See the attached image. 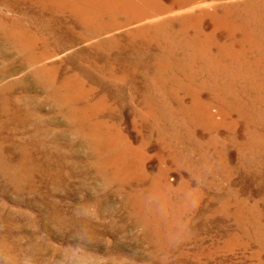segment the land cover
Returning a JSON list of instances; mask_svg holds the SVG:
<instances>
[{
    "label": "rangeland",
    "instance_id": "rangeland-1",
    "mask_svg": "<svg viewBox=\"0 0 264 264\" xmlns=\"http://www.w3.org/2000/svg\"><path fill=\"white\" fill-rule=\"evenodd\" d=\"M87 1L85 27L64 0H0V70L23 68L0 90V264H264V0ZM63 21L54 53L38 25Z\"/></svg>",
    "mask_w": 264,
    "mask_h": 264
},
{
    "label": "bare ground",
    "instance_id": "bare-ground-1",
    "mask_svg": "<svg viewBox=\"0 0 264 264\" xmlns=\"http://www.w3.org/2000/svg\"><path fill=\"white\" fill-rule=\"evenodd\" d=\"M2 1V0H1ZM67 4H66V8L68 9V8H70V11L76 16L75 18H76V20L78 21V23L79 24H81L82 26H85L86 27V25L88 24V26H90L89 25V21H91L94 17L93 16H97V15H100V13H98L93 7H91V9H84V8H87V6H84V5H82L81 3H79L78 1H80V0H64ZM84 1V0H83ZM87 1V0H86ZM204 1V0H203ZM32 2V1H31ZM102 2L103 3H106V2H104L103 0H102ZM192 2V1H191ZM211 2V1H210ZM11 3V2H10ZM41 3V2H40ZM87 3H88V1H87ZM140 3V2H139ZM144 3V2H143ZM186 3H188V2H186ZM244 3V2H243ZM38 4V3H37ZM64 5V4H63ZM107 5H109V6H112L113 4L112 3H109V4H107ZM127 5V4H126ZM130 5V4H129ZM154 5V4H153ZM68 6H70V7H68ZM140 6V5H139ZM174 6V5H173ZM20 7V6H19ZM51 7V6H50ZM54 7V6H53ZM160 7V6H159ZM44 8V7H43ZM46 8V7H45ZM55 8V7H54ZM126 8H127V6H126ZM233 8V7H232ZM240 8V7H239ZM251 8V7H250ZM129 9V8H128ZM181 9V8H180ZM227 9V8H226ZM27 10V9H26ZM37 11V10H36ZM101 11V10H100ZM113 11V10H112ZM132 11V10H131ZM169 11V10H168ZM23 12V11H22ZM40 12V11H39ZM69 12V11H68ZM67 12V13H68ZM143 12H144V10H143ZM164 12V11H163ZM177 12V11H176ZM227 12V11H226ZM234 12V11H233ZM130 13V12H129ZM170 13V12H169ZM199 13V12H198ZM215 13V12H214ZM238 13V12H237ZM13 14V13H12ZM69 14V13H68ZM138 14V13H137ZM17 15H19V14H17ZM58 15V14H57ZM200 15V14H199ZM202 15V14H201ZM226 15V14H225ZM224 15V16H225ZM72 16V15H71ZM157 16V15H156ZM2 17V16H1ZM82 17V18H81ZM108 17V16H107ZM160 17V16H159ZM11 18H13V17H11ZM100 18V17H99ZM134 18V17H133ZM204 18V17H203ZM213 18V17H212ZM228 18V17H227ZM238 18V17H237ZM166 19V18H165ZM232 19V18H231ZM174 20H175V18H174ZM202 20V19H201ZM7 21V20H6ZM9 21V20H8ZM13 21V20H12ZM159 21V20H158ZM176 21V20H175ZM16 22H18V24L16 23ZM177 22V21H176ZM21 23V20H19V19H16L15 21H13V22H10L9 24L10 25H13L14 26V31H16V32H19V35L18 36H20V37H22V32H24V30H28V29H30V25H28V26H25L24 24H20ZM60 23V22H59ZM98 23V22H97ZM136 23V22H135ZM184 23V22H183ZM238 23V22H237ZM8 24V25H9ZM93 24V23H92ZM91 24V25H92ZM161 24V23H160ZM175 24V23H174ZM217 24V23H216ZM244 24V23H243ZM252 24V23H251ZM6 25H7V23H6ZM47 25H48V23H47ZM131 25V24H130ZM150 25V24H149ZM184 25V24H183ZM228 25V24H227ZM182 26V25H181ZM194 26V25H193ZM202 26V25H201ZM205 26V25H204ZM213 26V25H212ZM38 27L39 28H42V29H48V30H50V32H52V34H54L55 36H56V40L57 41H61L60 42V48H57V47H54L53 48V50L55 51L54 53H56V51L58 50V49H61V48H64V47H66L67 45H72V43H74V40H72V39H68V36H69V33L70 32H72V31H74L75 30V24L73 23V24H71V22L69 23V22H67L66 23V21H63L60 25H54L53 23H50V26H45L44 28L43 27H41V26H39L38 25ZM93 27V26H92ZM98 27V26H97ZM189 27V26H188ZM6 28V27H5ZM161 28V27H160ZM11 29V28H10ZM9 29V30H10ZM83 29V28H82ZM98 29V28H97ZM116 29V28H115ZM183 29V28H182ZM194 29V28H193ZM1 30V29H0ZM14 31H13V33H14ZM105 31H107V30H102V32H100V33H97V35H99V34H101V33H103V32H105ZM174 31V30H173ZM193 31V30H192ZM209 31V30H208ZM229 31V30H228ZM28 32V31H27ZM95 32V31H94ZM153 32V31H152ZM160 32V31H159ZM180 32V31H179ZM189 32V31H188ZM198 32V31H197ZM5 33H6V31H5ZM11 33V32H10ZM65 33H66V37H65ZM110 33V32H109ZM25 34V33H24ZM59 34H61V35H59ZM189 34V33H188ZM3 35V34H2ZM185 35V34H184ZM8 36V35H7ZM10 36V35H9ZM18 36H16V37H18ZM26 36V35H25ZM106 36V35H105ZM181 36V35H180ZM248 36H250V35H248ZM261 36V35H260ZM87 37V36H86ZM101 37V36H100ZM2 38H4L3 36H2ZM8 38V37H7ZM28 38V37H27ZM111 38V37H110ZM120 38V37H119ZM192 38V37H191ZM20 39V38H19ZM19 39H17V40H19ZM50 39H52L51 37H42V36H40V35H37V34H34V32L32 33V35H31V39L29 40V44H31V45H33V46H35L36 47V45L37 44H39V43H41V44H43V43H50ZM177 39V38H176ZM201 39V38H200ZM232 39H234V38H232ZM14 40V39H13ZM22 40V39H21ZM85 40V39H84ZM227 40V39H226ZM252 40V39H251ZM20 41V40H19ZM18 41V42H19ZM77 41V40H76ZM190 41V40H189ZM192 41V40H191ZM7 42V41H6ZM23 42V41H22ZM64 42V43H63ZM101 42V41H100ZM197 42H199L198 40H197ZM229 42V41H228ZM17 43V42H16ZM107 43V42H106ZM121 43V42H120ZM145 43V42H144ZM8 44V43H7ZM40 44V45H41ZM191 44H193V43H191ZM190 44V45H191ZM21 45H23V44H21ZM57 45V44H56ZM97 45H99V44H97ZM113 45V44H112ZM27 46V45H26ZM99 46H101V45H99ZM106 46V45H105ZM115 46V45H114ZM187 46V45H186ZM198 46V45H197ZM30 47V46H29ZM34 47V48H35ZM103 47V46H102ZM158 47V46H157ZM230 47V46H229ZM21 49H22V47H20ZM97 48H99V47H97ZM120 48V47H119ZM151 48V47H150ZM25 49V48H24ZM30 49V48H29ZM46 49V48H45ZM89 49V48H88ZM160 49V48H159ZM158 49V50H159ZM229 49V48H228ZM15 50H17V49H15ZM48 50V49H47ZM94 50V49H93ZM101 50V49H100ZM154 50V49H153ZM156 50V49H155ZM8 51V50H7ZM12 51V50H11ZM21 51V50H20ZM35 51V50H34ZM49 51V50H48ZM198 51V50H197ZM217 51V50H216ZM215 51V52H216ZM224 51H226V50H224ZM106 52V51H105ZM161 52V51H160ZM159 51H158V54L160 53ZM26 53V52H25ZM29 53V52H28ZM46 53V52H45ZM182 53H183V51H182ZM10 54V53H9ZM14 54V53H13ZM20 54V53H19ZM157 54V53H156ZM155 54V55H156ZM189 54V53H188ZM215 54V53H214ZM29 55V54H28ZM31 55V54H30ZM37 55V54H36ZM106 55V54H105ZM41 56V55H40ZM116 56V55H115ZM160 56V55H159ZM4 57V56H3ZM27 57V56H26ZM44 57V56H43ZM42 56L40 57V58H35V60L34 61H32V62H30L29 64H28V68H33V70H34V72L35 73H38V72H41V70L43 69V68H46V64H44L43 63V61H44V58H43ZM62 57V56H61ZM89 57V56H88ZM109 57V56H108ZM178 57V56H177ZM194 57V56H193ZM21 58V57H20ZM93 58V57H92ZM199 58V57H198ZM90 59V58H89ZM155 59V58H154ZM153 59V60H154ZM218 59V58H217ZM152 60V59H151ZM28 61V60H27ZM87 61V60H86ZM113 61V60H112ZM112 61H110L111 62V64H112V66H110L109 67V74H111V75H114V76H116V74H114V72H115V63H112ZM173 61V60H172ZM88 62V65L90 66V68H94V66H93V63H91L90 61H87ZM98 62V61H97ZM96 62V64H97V66L99 67V69H101V70H104L105 69V65H99L98 63ZM126 62V61H125ZM154 62V61H153ZM82 63V62H81ZM213 63V62H212ZM104 64V63H103ZM159 64V63H158ZM232 64V63H231ZM61 65V64H60ZM176 65V64H175ZM185 65V64H184ZM51 66V65H50ZM194 66V65H193ZM1 67V66H0ZM56 67V66H55ZM117 67V66H116ZM167 67V66H166ZM71 68V67H70ZM134 68V67H133ZM183 68V67H182ZM197 68V67H196ZM211 68V67H210ZM23 70V68H22V64H20V63H11L10 65H8V66H4L3 65V69L2 70H0V90H2V92H5L6 90H10V89H12V87L14 88V85H15V83L14 82H11V83H4V80L8 77V76H16V74H19L21 71ZM163 70V69H162ZM186 70V69H185ZM195 70V69H194ZM47 71V70H46ZM51 72V71H50ZM104 72V71H103ZM187 72V71H186ZM195 72V71H194ZM98 73V72H97ZM61 74V73H60ZM128 74V73H127ZM126 74V75H127ZM149 74V73H148ZM71 74H69L68 76H70ZM91 75V74H90ZM101 75V74H100ZM129 75V74H128ZM127 75V76H128ZM178 75V74H177ZM42 76V75H41ZM48 76V75H47ZM78 76V75H77ZM76 76V77H77ZM86 76V75H85ZM155 76V75H154ZM161 76V75H160ZM165 76V75H164ZM167 76V75H166ZM217 76V75H216ZM52 77V76H51ZM177 77V76H176ZM189 77V76H188ZM194 77V76H193ZM192 77V78H193ZM197 77V76H196ZM220 77V76H219ZM53 78V77H52ZM81 78V77H80ZM111 78V77H110ZM128 78V77H127ZM205 78V77H204ZM46 79H47V77H46ZM56 79V78H55ZM121 79V78H120ZM159 79H160V77H159ZM158 79V80H159ZM10 80V79H9ZM16 80V79H15ZM69 80V79H68ZM88 80V79H87ZM148 80V79H147ZM146 80V81H147ZM165 80V79H164ZM216 80V79H215ZM241 80V79H240ZM54 81V80H53ZM70 81V80H69ZM175 81V80H174ZM219 81V80H218ZM41 82V81H40ZM125 82V81H124ZM81 83V82H80ZM90 83V82H89ZM119 83V82H118ZM127 83V82H126ZM147 83V82H146ZM21 84V83H20ZM19 84V85H20ZM64 84V83H63ZM84 84V83H83ZM131 84V83H130ZM184 84V83H183ZM17 85V84H16ZM191 85V84H190ZM193 85V84H192ZM199 85V84H198ZM232 85V84H231ZM56 86V85H55ZM106 86V85H105ZM159 86V85H158ZM200 86H203V85H200ZM217 86V85H216ZM75 87V86H74ZM50 88V87H49ZM65 88V87H64ZM186 88V87H185ZM38 89V88H37ZM59 89V88H58ZM69 89V88H68ZM75 89V88H74ZM77 89V88H76ZM141 89V88H140ZM147 89V88H146ZM156 89V88H155ZM188 89V88H187ZM197 89V88H196ZM83 90V89H82ZM94 90H95V87H93V85H92V87H90V88H88V89H85L84 88V91H85V95L87 96V95H89V94H92V93H94ZM157 90V89H156ZM184 90V89H183ZM190 90V89H189ZM213 90V89H212ZM42 91V90H41ZM103 91V90H102ZM147 91V90H146ZM162 91V90H161ZM173 91V90H172ZM198 91V90H197ZM11 92V91H10ZM29 92V91H28ZM57 92H58V90H54L53 89V93H54V95L55 94H57ZM144 92V91H143ZM13 93V92H12ZM46 93V92H45ZM52 93V94H53ZM115 93V92H114ZM189 93V92H188ZM197 93V92H196ZM199 93V92H198ZM206 93V92H205ZM212 93V92H211ZM217 93V92H216ZM249 93V92H248ZM190 94V93H189ZM214 94V93H213ZM254 94V93H253ZM6 95V94H5ZM4 95V96H5ZM43 95V94H42ZM64 95H66V94H64ZM69 95V94H68ZM137 95V94H136ZM151 95V94H150ZM52 96V95H51ZM72 96V95H71ZM161 96V95H160ZM208 96V95H207ZM210 96H211V94H210ZM8 97V96H7ZM12 97V96H11ZM75 97V96H74ZM155 97V96H154ZM247 97V96H246ZM251 97V96H250ZM48 98V97H47ZM51 98V97H50ZM147 98V97H146ZM153 98V97H152ZM168 98V97H167ZM183 98V97H182ZM191 98V97H190ZM193 98V97H192ZM4 99V98H3ZM7 99V98H6ZM53 99V98H52ZM72 99V98H71ZM201 99V98H200ZM78 100V99H77ZM91 100V99H90ZM131 100V99H130ZM140 100V99H139ZM144 100V99H143ZM188 100V99H187ZM204 100V99H203ZM13 101V100H12ZM116 101V100H115ZM173 101V100H172ZM233 101V100H232ZM87 102V101H86ZM133 102H134V100H133ZM237 102V101H236ZM241 102V101H240ZM247 102V101H246ZM11 103V102H10ZM9 103V104H10ZM179 103V102H178ZM193 103V102H192ZM226 103V102H225ZM102 104V103H101ZM150 104V103H149ZM72 105V104H71ZM98 105H99V103H98ZM108 105V104H107ZM158 105H160V104H158ZM209 105V104H208ZM223 105V104H222ZM9 106V105H8ZM139 106V105H138ZM226 106V105H225ZM39 107V106H38ZM149 107V106H148ZM252 107H253V105H252ZM260 107V106H259ZM8 108V107H7ZM143 108V107H142ZM191 108V107H190ZM243 109V108H242ZM115 110V109H114ZM113 110V111H114ZM139 110V109H138ZM249 110V109H248ZM3 111H4V109H3ZM3 111H2V113H3ZM6 111V110H5ZM11 111V110H10ZM106 111H108V110H106ZM198 111V110H197ZM252 111V110H251ZM82 112V111H81ZM88 112V111H87ZM255 112V111H254ZM14 113V112H13ZM22 113V112H21ZM80 113V112H79ZM93 113V112H92ZM100 113V112H99ZM227 113V112H226ZM246 113V112H245ZM4 114V113H3ZM9 114V113H8ZM15 114H17V113H15ZM83 114V113H82ZM136 114V113H135ZM154 114V113H153ZM228 114V113H227ZM2 115V114H1ZM91 115V114H90ZM179 115H180V113H179ZM13 116H15L16 117V115H13ZM81 116V115H80ZM174 116V115H173ZM8 117H10V116H8ZM77 117V116H76ZM142 117V116H141ZM147 117H148V115H147ZM172 117V116H171ZM255 117V116H254ZM13 118V117H12ZM22 119V118H21ZM103 119V118H102ZM77 120V119H76ZM119 120V119H118ZM133 120V119H132ZM132 120H131V122H132ZM147 120V119H146ZM98 121V120H97ZM165 121V120H164ZM183 121V120H182ZM258 121H260V120H258ZM72 122V121H71ZM107 122V121H106ZM1 123V122H0ZM10 123V122H9ZM89 123V122H88ZM152 123V122H151ZM163 123V122H162ZM8 124V123H7ZM74 124V123H73ZM80 124V123H79ZM138 124V123H137ZM141 124H143V123H141ZM164 124V123H163ZM243 124V123H242ZM78 125V124H77ZM13 126V125H12ZM18 126V125H17ZM122 126V125H121ZM164 126V125H163ZM80 127V126H79ZM85 127V126H84ZM135 127V126H134ZM214 127V126H213ZM92 128V127H91ZM121 128V127H120ZM162 128V127H161ZM165 128V127H164ZM169 128V127H168ZM172 128V127H171ZM137 129V128H136ZM152 129V128H151ZM244 129H245V127H244ZM98 130V129H97ZM104 130V129H103ZM264 130V129H263ZM5 131V128H4V125L3 124H0V140L1 141H3V140H8V139H12L13 137H12V135H10V134H8V135H6V134H3V132ZM165 131V130H164ZM182 131V130H181ZM198 131V130H197ZM91 132V131H90ZM228 132H229V130H228ZM245 132V131H244ZM260 132V131H259ZM57 133V132H56ZM149 133H151L150 131H149ZM171 133V132H170ZM221 133V132H220ZM233 133V132H232ZM261 133V132H260ZM49 134V133H48ZM82 134V133H81ZM92 134V133H91ZM143 134V133H142ZM223 134V133H222ZM250 134V133H249ZM103 135V134H102ZM105 135V134H104ZM131 135V134H130ZM149 135V134H148ZM204 135V134H203ZM202 135V136H203ZM208 135V134H207ZM113 136V135H112ZM121 136V135H120ZM16 137V136H15ZM110 137V136H109ZM134 137V136H133ZM142 137V136H141ZM208 137V136H207ZM240 137V136H239ZM87 138V137H86ZM104 138V137H103ZM194 138V137H193ZM136 139V138H135ZM202 139V138H201ZM174 140V139H173ZM243 140V139H242ZM30 141V140H29ZM90 141V140H89ZM134 141V140H133ZM151 141V140H150ZM237 141H238V139H237ZM159 142V141H158ZM233 142V141H232ZM241 142V141H240ZM4 143V142H3ZM122 143V142H121ZM137 143V142H136ZM203 143V142H202ZM18 144V143H17ZM25 144V143H24ZM31 144V143H30ZM57 144V143H56ZM97 144V143H96ZM141 144V143H140ZM4 145V144H3ZM6 145H8V144H6ZM169 145V144H168ZM59 146V145H58ZM89 146V145H88ZM159 146H161V145H159ZM215 146V145H214ZM31 147V146H30ZM44 147V146H43ZM121 147V146H120ZM132 147L134 148V145H133V143H131L130 142V149L132 150ZM138 147V146H137ZM136 146H135V148H137ZM158 147V146H157ZM217 147V146H216ZM263 147V146H262ZM4 148V147H3ZM2 148V149H3ZM46 148H48V147H46ZM194 148H195V146H194ZM27 149V148H26ZM97 149V148H96ZM109 149V148H108ZM113 149V148H112ZM111 149V150H112ZM154 149V148H153ZM219 149V148H218ZM4 150V149H3ZM69 150V149H68ZM143 150V149H142ZM196 150V149H195ZM18 151V150H17ZM33 151V150H32ZM53 151V150H52ZM92 151V150H91ZM97 151V150H96ZM128 151V150H127ZM159 151V150H158ZM259 151V150H258ZM126 152V151H125ZM153 152V151H152ZM151 152V153H152ZM241 152V151H240ZM6 153V152H5ZM18 153V152H17ZM25 153V152H24ZM30 153V152H29ZM78 153V152H77ZM97 153V152H96ZM104 153V152H103ZM122 153V152H121ZM186 153V152H185ZM231 153V152H230ZM125 154H127V153H125ZM133 154V153H132ZM143 154V153H142ZM5 155V154H4ZM19 155V154H18ZM28 155V154H27ZM26 155V156H27ZM41 155V154H40ZM79 155V154H78ZM122 155V154H121ZM243 155V154H242ZM250 155V154H249ZM248 155V156H249ZM21 156V155H20ZM37 156V155H36ZM59 156V155H58ZM196 156V155H195ZM1 158H2V156H0ZM12 157V156H11ZM46 157V156H45ZM91 157H93V154H92V156ZM134 157V156H133ZM215 157V156H214ZM264 157V156H263ZM40 158V157H39ZM94 158V157H93ZM137 158V157H136ZM194 158V157H193ZM216 158V157H215ZM230 158V157H229ZM37 159H38V157H37ZM36 159V160H37ZM98 159V158H97ZM118 159V158H117ZM250 159V158H249ZM46 160V159H45ZM114 160H116V159H114ZM161 160V159H160ZM164 160V159H163ZM22 161V160H21ZM31 161V160H30ZM57 161V160H56ZM147 161V160H146ZM175 161V160H174ZM226 161V160H225ZM249 161V160H248ZM256 161V160H255ZM12 163H13V161H11ZM110 162V161H109ZM149 162V161H148ZM3 163H4V161H3ZM40 163V162H39ZM57 163V162H56ZM58 163H59V161H58ZM88 163V162H87ZM96 163V162H95ZM102 163V162H101ZM108 163V162H107ZM176 163V162H175ZM242 163V162H241ZM248 163V162H247ZM246 163V164H247ZM90 164V163H89ZM88 164V165H89ZM111 164V163H110ZM128 164V163H127ZM192 165H193V163H191ZM233 164H235V163H233ZM13 165V164H12ZM20 165V164H19ZM30 165V164H29ZM69 165V164H68ZM124 165V164H123ZM148 165V164H147ZM167 165V164H166ZM43 166V165H42ZM113 166V165H112ZM130 166V165H129ZM159 166V165H158ZM175 166V165H174ZM191 166V165H190ZM216 166V165H215ZM238 166V165H237ZM64 167V166H63ZM83 167V166H82ZM120 167V166H119ZM160 167V166H159ZM163 167V166H162ZM161 167V168H162ZM210 167V166H209ZM260 167V166H259ZM263 167V166H262ZM14 168V167H13ZM107 168V167H106ZM203 168V167H202ZM238 168V167H237ZM17 169V168H16ZM20 169V168H19ZM33 169V168H32ZM60 169H61V167H60ZM113 169H114V167H113ZM141 169V168H140ZM144 169H145V167H144ZM150 169V168H149ZM160 169V168H159ZM186 169V168H185ZM7 170V169H6ZM124 170H126V169H124ZM230 170V169H229ZM11 171V170H10ZM16 171V170H15ZM27 171V170H26ZM36 171V170H35ZM41 171V170H40ZM39 171V172H40ZM120 171V170H119ZM142 171V170H141ZM148 171V170H147ZM155 171V170H154ZM159 171V170H158ZM251 171V170H250ZM257 171V170H256ZM1 172H2V170H1ZM46 172V171H45ZM116 172V171H115ZM165 172V171H164ZM181 172V171H180ZM211 172V171H210ZM221 172V171H220ZM259 172V171H258ZM41 173V172H40ZM113 173V172H112ZM119 173V172H118ZM135 173V172H134ZM149 173V172H148ZM151 173V172H150ZM239 173V172H238ZM6 174V173H5ZM19 174H20V172H19ZM129 174V173H128ZM183 174V173H182ZM211 174V173H210ZM232 174V173H231ZM237 174V173H236ZM13 175V174H12ZM61 175V174H60ZM166 175V174H165ZM208 175V174H207ZM206 175V176H207ZM219 175V174H218ZM20 176V175H19ZM89 176V175H88ZM115 176V175H114ZM128 176V175H127ZM146 176H148V175H146ZM183 176V175H182ZM186 176V175H185ZM211 176V175H210ZM213 176V175H212ZM215 176V175H214ZM222 176V175H221ZM233 176V175H232ZM250 176V175H249ZM256 176V175H255ZM42 177V176H41ZM219 177V176H218ZM227 177V176H226ZM119 178V177H118ZM151 178H152V176H151ZM188 178H189V176H188ZM220 178V177H219ZM156 179H158V178H156ZM155 179V180H156ZM161 179V178H160ZM166 179V178H165ZM194 179V178H193ZM229 179V178H228ZM231 179V178H230ZM239 179V178H238ZM111 180V179H110ZM127 180V179H126ZM114 181V180H113ZM112 181V182H113ZM170 181V180H169ZM183 181V180H182ZM200 181V180H199ZM232 181V180H231ZM144 182V181H143ZM150 182V181H149ZM157 182V181H156ZM188 183V182H187ZM202 183V182H201ZM103 184V183H102ZM122 184V183H121ZM190 184V183H189ZM193 184V183H192ZM195 184V183H194ZM193 184V185H194ZM205 184V183H204ZM184 185V184H183ZM200 185V184H199ZM227 185V184H226ZM176 186H177V184H176ZM180 186V185H179ZM210 186H212V184L210 185ZM219 186H221V185H219ZM229 186V185H228ZM232 186V185H231ZM188 187V186H187ZM199 187V186H198ZM208 187H209V185H208ZM215 187H217V186H215ZM237 187V186H236ZM189 188V187H188ZM154 189V188H153ZM213 189V188H212ZM194 190V189H193ZM216 190V189H215ZM227 190V189H226ZM230 190V189H229ZM236 190H238V189H236ZM210 191V190H209ZM208 191V192H209ZM212 191V190H211ZM214 191V190H213ZM231 191V190H230ZM144 192H145V190H144ZM233 192V191H232ZM130 193V192H129ZM132 193V192H131ZM136 193V192H135ZM189 193V192H188ZM194 193V192H193ZM221 193H222V191H221ZM248 193V192H247ZM127 194V193H126ZM125 194V195H126ZM147 194V193H146ZM159 194V193H158ZM217 194V193H216ZM215 194V195H216ZM219 194V193H218ZM137 195V194H136ZM156 195V194H155ZM186 195H187V193H186ZM185 195V196H186ZM200 195V194H199ZM209 195V194H208ZM232 195V194H231ZM219 196V195H218ZM236 196H238V195H236ZM134 197V196H133ZM152 197V196H151ZM173 197V196H172ZM196 197V196H195ZM209 197V196H208ZM227 197V196H226ZM229 197V196H228ZM231 197V196H230ZM234 197V196H233ZM242 197V196H241ZM252 197V196H251ZM261 197H262V195H261ZM260 197V198H261ZM130 198H131V196H130ZM149 198V197H148ZM153 198V197H152ZM167 198V197H166ZM176 198V197H175ZM186 198V197H185ZM218 198V197H217ZM221 198V197H220ZM248 198V197H247ZM263 198V197H262ZM129 199V198H128ZM168 199V198H167ZM171 199V198H170ZM173 199V198H172ZM242 199V198H241ZM139 200H140V198H139ZM173 200H176V199H173ZM201 200V199H200ZM213 200V199H212ZM211 200V201H212ZM219 200V199H218ZM222 200V199H221ZM220 200V201H221ZM231 200V199H230ZM238 200V199H237ZM138 201V200H137ZM187 201V200H186ZM208 201V200H207ZM251 201V200H250ZM255 201V200H254ZM253 201V202H254ZM259 201V200H258ZM136 202V201H135ZM135 202H133V203H135ZM141 202H143V201H141ZM180 202V201H179ZM194 202V201H193ZM217 202H219V201H217ZM223 202V201H222ZM229 202V201H228ZM248 203H249V201H247ZM131 203V202H130ZM139 203V202H138ZM151 203V202H150ZM192 203V202H191ZM232 203H233V201H232ZM237 203V202H236ZM240 203V202H239ZM242 203V202H241ZM148 204V203H147ZM153 204V203H152ZM163 204H165V203H163ZM179 204V203H178ZM124 205H126V204H124ZM130 205V204H129ZM132 205V204H131ZM257 205V204H256ZM256 205H254V206H256ZM261 205V204H260ZM213 206V205H212ZM254 206H252V207H254ZM123 207V206H122ZM144 207H146V206H144ZM156 207V206H155ZM162 207V206H161ZM177 207V206H176ZM196 207V206H195ZM130 208V207H129ZM148 208V207H147ZM178 208V207H177ZM198 208V207H197ZM235 208H237V207H235ZM242 207L240 206V209H241ZM256 208V207H255ZM127 209V208H126ZM132 209V208H131ZM142 209V208H141ZM191 209V208H190ZM225 209V208H224ZM228 209V208H227ZM243 209V208H242ZM139 211H140V209H138ZM152 210V209H151ZM179 210V209H178ZM192 210V209H191ZM237 210V209H236ZM251 210V209H250ZM263 210V209H262ZM145 211V210H144ZM143 211V212H144ZM222 211V210H221ZM153 212V211H152ZM190 212V211H189ZM235 212V211H234ZM241 212V211H240ZM262 212V211H261ZM151 213V212H150ZM138 214V213H137ZM212 214V213H211ZM235 214V213H234ZM244 214V213H243ZM251 214V213H250ZM148 215H150V214H148ZM157 215V214H156ZM184 215V214H183ZM182 215V216H183ZM227 215H228V213H227ZM226 215V216H227ZM234 216V215H233ZM245 216V215H244ZM260 216V215H259ZM139 217V216H138ZM211 217V216H210ZM236 217V216H235ZM189 218H190V216H189ZM188 218V219H189ZM207 218V217H206ZM136 219H137V217H136ZM144 219V218H143ZM179 219V218H178ZM193 219V218H192ZM239 219V218H238ZM154 220H155V218H154ZM203 220V219H202ZM241 220V219H240ZM244 220V219H243ZM247 220V219H246ZM245 221V220H244ZM162 222V221H161ZM183 222V221H182ZM237 222V221H236ZM150 223V222H149ZM156 223V222H155ZM188 223V222H187ZM230 223V222H229ZM248 223V222H247ZM138 224V223H137ZM140 225L142 224V223H139ZM181 224V223H180ZM183 224V223H182ZM157 225H158V223H157ZM242 225V224H241ZM139 226V225H138ZM189 226V225H188ZM250 226H252V225H250ZM182 227V226H181ZM197 227V226H196ZM209 227H210V225H209ZM249 227V226H248ZM260 227H261V225H260ZM179 228V227H178ZM205 228V227H204ZM242 228V227H241ZM147 229H149V228H147ZM200 229H202V228H200ZM247 229V228H246ZM249 229V228H248ZM252 229V228H251ZM178 230V229H177ZM147 231V230H146ZM190 231H191V229H190ZM249 231V230H248ZM151 232V231H150ZM206 232V231H205ZM236 232H237V230H236ZM155 233V232H154ZM147 234V233H146ZM170 234V233H169ZM187 234V233H186ZM210 234V233H209ZM224 234V233H223ZM228 234H229V232H228ZM240 234V233H239ZM252 234V233H251ZM254 234V233H253ZM145 235V234H144ZM177 236H178V234H176ZM181 235V234H180ZM191 235V234H190ZM196 235V234H195ZM204 235V234H203ZM235 235V234H234ZM199 236H201V235H199ZM143 237V236H142ZM148 237V236H147ZM146 237V238H147ZM161 237V236H160ZM189 237V236H188ZM215 237V236H214ZM220 237V236H219ZM225 237V236H224ZM242 237V236H241ZM145 238V239H146ZM154 238V237H153ZM213 238V237H212ZM216 238V237H215ZM144 239V238H143ZM157 239V238H156ZM179 239V238H178ZM194 239V238H193ZM231 239V238H230ZM153 240V239H152ZM173 240V239H172ZM182 240V239H181ZM219 240H220V238H219ZM232 240V239H231ZM239 240V239H238ZM244 240V239H243ZM166 241V240H165ZM212 241V240H211ZM235 241V240H234ZM150 242H152V241H150ZM157 242V241H156ZM155 242V243H156ZM203 242V241H202ZM257 243V242H256ZM177 244V243H176ZM211 244H213V243H211ZM219 244V243H218ZM220 244H222V243H220ZM235 244V243H234ZM246 244V243H245ZM263 244V243H262ZM178 245V244H177ZM223 245V244H222ZM237 245V244H236ZM235 245V246H236ZM250 245V244H249ZM188 246V245H187ZM205 246V245H204ZM216 246V245H215ZM224 246V245H223ZM156 247V246H155ZM176 247V246H175ZM210 247V246H209ZM239 247H240V245H239ZM166 248V247H165ZM176 248H178V247H176ZM233 248V247H232ZM247 248V247H246ZM254 248V247H253ZM257 248V247H256ZM264 248V247H263ZM168 249V248H167ZM181 249V248H180ZM217 249V248H216ZM235 249H237L236 247H235ZM245 249V248H244ZM261 249V248H260ZM152 250V249H151ZM178 250V249H177ZM182 250V249H181ZM221 250V249H220ZM232 250V249H231ZM165 251V250H164ZM223 251H224V249H223ZM262 251H264V250H262ZM158 252V251H157ZM174 252V251H173ZM184 252V251H183ZM182 252V253H183ZM203 252H205V251H203ZM248 252V251H247ZM251 252V251H250ZM254 252V251H253ZM198 253V252H197ZM210 253V252H209ZM208 253V254H209ZM216 253H217V251H216ZM233 253V252H232ZM256 253V252H255ZM176 254V253H175ZM177 254H179V253H177ZM194 254H195V252H194ZM218 254H219V251H218ZM227 254V253H226ZM165 255V254H164ZM170 255V254H169ZM168 255V256H169ZM198 255V254H197ZM201 255V254H200ZM247 255V254H246ZM245 255V256H246ZM176 256V255H175ZM194 256V255H193ZM213 256V255H212ZM250 256V255H249ZM148 257V256H147ZM167 257V256H166ZM173 257V256H172ZM171 257V258H172ZM200 257V256H199ZM216 257V256H215ZM156 258H158V257H156ZM180 258V257H179ZM202 258V257H201ZM200 258V259H201ZM248 258V257H247ZM174 259V258H173ZM193 259V258H192ZM211 259H213V258H211ZM215 259V258H214ZM207 260V259H206ZM260 260V259H259ZM169 262V261H168ZM207 262V261H206ZM251 262V261H250ZM260 262V261H259ZM160 263H161V261H160ZM196 263V262H195ZM209 263V262H208ZM165 264V263H164ZM178 264V263H177ZM247 264V263H246Z\"/></svg>",
    "mask_w": 264,
    "mask_h": 264
}]
</instances>
